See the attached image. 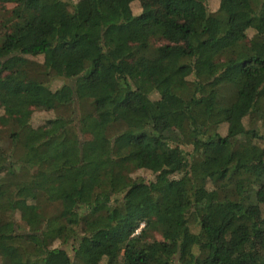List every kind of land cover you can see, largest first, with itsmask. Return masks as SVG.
<instances>
[{"label":"trees","instance_id":"16d2710c","mask_svg":"<svg viewBox=\"0 0 264 264\" xmlns=\"http://www.w3.org/2000/svg\"><path fill=\"white\" fill-rule=\"evenodd\" d=\"M217 1L0 0V264H264V0Z\"/></svg>","mask_w":264,"mask_h":264},{"label":"rangeland","instance_id":"374dc122","mask_svg":"<svg viewBox=\"0 0 264 264\" xmlns=\"http://www.w3.org/2000/svg\"><path fill=\"white\" fill-rule=\"evenodd\" d=\"M207 5H208V9L210 11H214V10H216V8L218 6V1L217 0H208ZM130 9H131V13L133 15L138 14L139 11H140V3L138 1L132 2L131 6H130ZM160 10H161L160 8L155 7L153 9L154 15L162 14V11H160ZM58 84H60V81L59 82L58 81H54V82L51 83V86L52 87H55ZM46 118L47 117L44 114L34 113V114H31V117H30L29 122H30V124L32 126H35L36 127V126L41 125ZM90 120L91 121L98 120V114L97 113H94L91 116L86 117V119H85L86 122L87 121H90ZM243 122L247 123V120H245V118H244L243 119ZM79 133H80V135H81L82 138L89 139L91 137V134L88 132V129L85 126H83V125H80L79 126ZM136 175L137 176L139 175L141 177H147V178L151 179V177L148 176V173H139L138 172ZM76 198H77V200L79 202H83L84 203V202L88 201V199H89V192H81V193H78L76 195Z\"/></svg>","mask_w":264,"mask_h":264}]
</instances>
